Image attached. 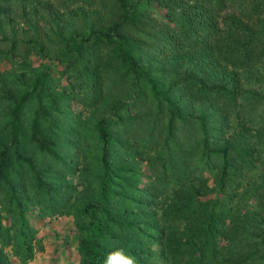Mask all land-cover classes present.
Returning <instances> with one entry per match:
<instances>
[{"label":"trees","instance_id":"16d2710c","mask_svg":"<svg viewBox=\"0 0 264 264\" xmlns=\"http://www.w3.org/2000/svg\"><path fill=\"white\" fill-rule=\"evenodd\" d=\"M31 210L68 264H264V0H0V264Z\"/></svg>","mask_w":264,"mask_h":264},{"label":"rangeland","instance_id":"374dc122","mask_svg":"<svg viewBox=\"0 0 264 264\" xmlns=\"http://www.w3.org/2000/svg\"><path fill=\"white\" fill-rule=\"evenodd\" d=\"M20 27L18 24L16 36L21 31ZM33 60L34 64L38 61L34 56ZM142 179L144 180V178ZM27 218L35 230V237L40 238L43 245L42 250L34 249L33 257L28 264H68L67 261L70 258L74 257L75 259L74 241L70 234L67 235V228L73 226L70 217L42 218L37 216L34 210H31ZM64 235L67 237L66 249L59 245L60 237Z\"/></svg>","mask_w":264,"mask_h":264},{"label":"clouds","instance_id":"9594fccd","mask_svg":"<svg viewBox=\"0 0 264 264\" xmlns=\"http://www.w3.org/2000/svg\"><path fill=\"white\" fill-rule=\"evenodd\" d=\"M104 264H137L136 258L123 249H117L108 254Z\"/></svg>","mask_w":264,"mask_h":264}]
</instances>
